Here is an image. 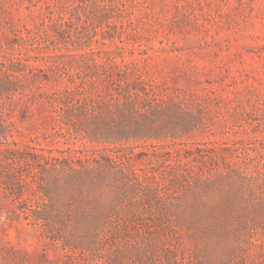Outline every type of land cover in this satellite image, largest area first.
I'll return each mask as SVG.
<instances>
[{
  "label": "rangeland",
  "instance_id": "374dc122",
  "mask_svg": "<svg viewBox=\"0 0 264 264\" xmlns=\"http://www.w3.org/2000/svg\"><path fill=\"white\" fill-rule=\"evenodd\" d=\"M0 264H264V0H0Z\"/></svg>",
  "mask_w": 264,
  "mask_h": 264
}]
</instances>
